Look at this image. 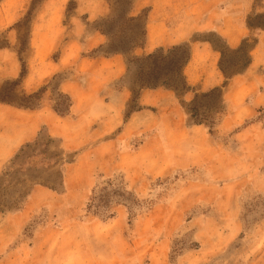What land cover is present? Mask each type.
Here are the masks:
<instances>
[{
  "label": "rangeland",
  "instance_id": "374dc122",
  "mask_svg": "<svg viewBox=\"0 0 264 264\" xmlns=\"http://www.w3.org/2000/svg\"><path fill=\"white\" fill-rule=\"evenodd\" d=\"M138 1L0 0V264H264V46L201 125L191 101L213 88L204 78L222 85L219 69L132 102L129 61L147 55ZM261 11L254 0L251 27ZM104 27L136 40L121 75ZM217 103L201 98L199 114Z\"/></svg>",
  "mask_w": 264,
  "mask_h": 264
},
{
  "label": "crops",
  "instance_id": "0c3cea01",
  "mask_svg": "<svg viewBox=\"0 0 264 264\" xmlns=\"http://www.w3.org/2000/svg\"><path fill=\"white\" fill-rule=\"evenodd\" d=\"M254 0H139L134 2L135 7L148 5L149 13L146 20V38L140 53L149 54L155 49L171 47L179 44L189 45V61L184 67L183 73L188 85L192 86L200 77V71L210 67V76H215L218 71L219 52L208 40H195V33H214L220 37L229 48H236L240 42L252 32L259 33L256 46L253 51L262 49L264 46V25L250 26L246 19L252 11ZM264 4V0H261ZM96 16L102 12H94ZM180 13L182 21L173 24L170 20ZM257 15L264 16V11ZM123 56L120 55V75L124 66ZM218 60V61H217ZM257 60L251 58L252 65ZM234 76L231 80L240 77ZM208 76V75H206ZM223 77V76H222ZM207 78V77H206ZM202 81V88L217 87L208 78ZM224 79V78H223ZM230 80V81H231ZM200 81V80H199ZM208 83L207 86H205ZM254 100H264V94L260 92L254 95Z\"/></svg>",
  "mask_w": 264,
  "mask_h": 264
},
{
  "label": "trees",
  "instance_id": "16d2710c",
  "mask_svg": "<svg viewBox=\"0 0 264 264\" xmlns=\"http://www.w3.org/2000/svg\"><path fill=\"white\" fill-rule=\"evenodd\" d=\"M124 1V0H122ZM121 2V0H120ZM117 3H119L117 1ZM144 11V10H143ZM145 16H148L149 8L145 11ZM138 17H131L128 21H136ZM106 27L109 25L103 24ZM135 24H132L134 27ZM104 27L101 29L102 33L107 34L110 39L106 45V53L107 54H120L126 56L128 53L132 51L134 47L137 46L135 43L136 40L128 41L115 36H111L110 30ZM145 29V26H144ZM141 35L145 36V30L141 33ZM209 41V40H208ZM210 42V41H209ZM212 43V42H210ZM257 40L249 43L248 38H244L238 47L229 48L225 46L224 49H218L212 46L219 52L220 58L218 61V69L222 74L224 81L221 86L214 87L210 89L206 93H202L200 95H194L193 100L191 101V107L189 112L192 114V117L196 119L197 125H201L203 121H206L210 117V113H217L221 109V97L223 88L228 85L229 80H231L234 76L242 74L251 63L250 53L253 48L256 46ZM139 46V45H138ZM189 45L181 44L178 46H173L168 50H164L163 48L156 49L150 54H147L142 57L133 58L129 61V64H132L135 67L134 81L133 85L137 88V90H133L132 92V102L138 99L139 93L142 90H152L157 88H163L167 91L173 92L176 95L180 93L189 92L190 88L187 85L183 70L186 64L189 61ZM226 53L239 54L244 58V63L241 65V68L229 72L227 69L229 66L225 63V55ZM234 65V64H233ZM25 69L23 68L20 73V79L25 75ZM19 81H17L18 84ZM3 90L0 91V102H9L8 96H3ZM212 94H217L218 103L208 107L209 115H201L199 114L200 109L206 111L207 106H202L199 104V100L201 98H207ZM206 108V109H205ZM139 109V108H138ZM205 113V112H204ZM200 116V117H199Z\"/></svg>",
  "mask_w": 264,
  "mask_h": 264
}]
</instances>
